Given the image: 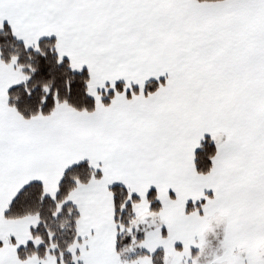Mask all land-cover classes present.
I'll use <instances>...</instances> for the list:
<instances>
[{"label":"snow or ice","instance_id":"6c2138e0","mask_svg":"<svg viewBox=\"0 0 264 264\" xmlns=\"http://www.w3.org/2000/svg\"><path fill=\"white\" fill-rule=\"evenodd\" d=\"M0 264H264V0H0Z\"/></svg>","mask_w":264,"mask_h":264}]
</instances>
